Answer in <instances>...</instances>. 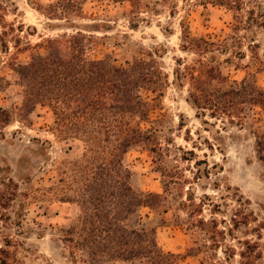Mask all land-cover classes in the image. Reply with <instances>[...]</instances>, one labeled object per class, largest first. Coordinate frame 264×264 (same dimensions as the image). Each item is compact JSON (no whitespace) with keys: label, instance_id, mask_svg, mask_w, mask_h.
I'll return each instance as SVG.
<instances>
[{"label":"rangeland","instance_id":"obj_1","mask_svg":"<svg viewBox=\"0 0 264 264\" xmlns=\"http://www.w3.org/2000/svg\"><path fill=\"white\" fill-rule=\"evenodd\" d=\"M36 1L47 7L56 0ZM143 3L158 12L144 10L141 17L146 21L138 22L136 28L132 26L129 4L90 3L85 7L86 19L76 23L97 30H83L97 41L86 42L91 58L113 53L118 65L127 66L134 59L153 56L169 75L170 86L163 98L166 129H162V140L171 141L173 151L181 148L192 152L188 158L193 160H182V151L167 159L169 171L172 175L180 172L182 180L177 190L165 194L169 208L167 224L158 229L159 246L165 253L184 255L186 259L179 264H264V163L257 157L254 130L241 129L226 117H207L209 124H204L187 102L188 86L182 90L173 83L178 61L193 64L198 60L197 55L181 49V25L188 26L195 37L232 43L230 37L237 22L234 13L212 6L207 0ZM252 17L264 23V0H245L242 18L246 25L237 33L242 44L233 49L234 53L220 56V60L243 52L246 58L241 61L236 57L234 65L222 66L223 74L232 81L255 79L264 88V72L259 70L257 60L264 62V29L249 27ZM59 23L45 17L30 0H0V35L5 33L9 47L5 53L0 46V180L11 177L22 183L30 179L36 188L50 187L55 182L52 165L76 159L84 152L82 142L60 140L51 132L53 118L48 109L37 108L29 126L20 122L14 110L23 97L9 64L15 57L27 63L31 54L20 53L17 48L76 33L51 31L47 26ZM18 39L21 42L17 43ZM247 123L264 130L258 110ZM126 162L137 187L164 193L162 177L149 153L131 151ZM18 209L16 202L7 212L11 218L0 222V248L14 252L18 264H73L68 253L71 244L64 240L62 229L76 223L79 207L57 200L30 202L21 224L14 213ZM142 214L153 226L160 220L150 209Z\"/></svg>","mask_w":264,"mask_h":264},{"label":"trees","instance_id":"obj_2","mask_svg":"<svg viewBox=\"0 0 264 264\" xmlns=\"http://www.w3.org/2000/svg\"><path fill=\"white\" fill-rule=\"evenodd\" d=\"M30 1L45 17L60 22L47 25L51 31L76 33L17 48L20 53L31 54L27 63H20L15 57L9 64L23 97L14 110L20 122L29 126L37 108L48 109L53 118L51 132L60 140L82 142L84 152L76 159L52 165L55 182L50 187L36 188L30 179L22 183L11 177L0 180V222L11 218L7 212L14 209L16 202L19 209L14 213L21 224L30 202L57 200L80 209L76 223L62 229L64 240L71 244L68 253L73 264H179L186 257L165 253L157 239L159 227L167 224L169 203L165 194L177 190L182 180L180 172L172 175L169 171L167 159L182 151V160H193L188 158L192 152L181 148L173 151V143L162 140V129H166L163 98L170 86L169 75L153 56L148 60L134 59L127 66L118 65L113 53L101 59L91 58L86 42L97 41L87 37L83 30H97L76 23L86 19L85 7L90 3L129 4L133 28L141 20L146 21L141 17L144 10L156 13L157 9L144 5V0H56L47 7ZM207 3L234 13L237 22L230 37L232 43L195 37L182 24L181 49L197 55L198 60L193 64L178 61L173 83L182 90L188 86L187 102L204 124H209L207 117H226L241 129L252 128L257 157L264 163V130L247 123L257 110L264 123V88L255 79L232 81L223 74L222 66L234 65L236 57L241 61L246 58L243 52L220 60V56L234 53L233 49L242 44L237 33L246 25L242 18L245 0ZM252 18L249 27L264 29L263 22ZM4 36L5 33L0 35V46L8 53ZM257 60L259 70L264 72V62ZM131 151L152 156L162 177L163 194L146 192L135 185L134 173L126 162ZM144 209L157 213L160 220L156 226L145 219ZM16 260L14 252L0 248V264H18Z\"/></svg>","mask_w":264,"mask_h":264}]
</instances>
